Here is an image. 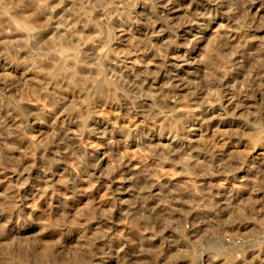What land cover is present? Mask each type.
<instances>
[{
	"label": "rangeland",
	"instance_id": "obj_1",
	"mask_svg": "<svg viewBox=\"0 0 264 264\" xmlns=\"http://www.w3.org/2000/svg\"><path fill=\"white\" fill-rule=\"evenodd\" d=\"M13 1L0 0V16L3 18L0 17V32L2 29L9 30L11 28L9 23L5 21L9 19L14 24L16 23L18 29H23L26 25L32 28L35 27L34 29L38 28L37 31L39 32H44L47 29L46 31H49L51 37L49 35V38L47 36L45 38L42 37L40 43L36 42L37 46L34 44L36 47L29 42L27 44L29 48L26 51L23 50L24 47L21 44H8L3 49L5 54L14 59L19 58L17 61L22 63L33 62L35 66L39 65L38 67L44 69L49 66L48 57L55 52L54 49H51L54 48L51 47L52 44L49 46L51 42L53 44L55 42L57 48L59 47L61 50L66 49V52H63L69 55L66 56L65 54L66 58L64 56V59L66 60H64L65 62L63 61L59 70L60 72L63 70L62 75L58 71V77L54 81L56 84L53 82L49 86V91L64 94L68 99L82 97L78 93L74 95L76 94L74 89H66L61 79L64 73L72 70L75 66L79 68L78 65L86 63L84 61L88 60L87 62L90 63L93 59L92 55L97 56L100 62L95 57L93 62L96 63L97 67L95 64L93 65V60L90 64L93 65H91L92 67L97 68L93 69H95V72L98 70L99 74L97 72L96 74L95 72L87 73L90 75L89 78L88 75L82 73L87 76L84 77L79 73L77 82L79 83L83 80L80 85L86 86L88 89L85 90L87 94L85 93L83 96V98H86L84 101L87 100L86 102L91 105H95V103L98 105L101 103L99 99L102 101L104 98L102 101L105 102L104 105L101 103L102 105H98L99 107L96 105L91 106L93 109L99 108L101 110L99 118L103 120V123H110L114 117H118L120 122L118 126L114 127L103 126V124H98L94 119H91L94 117V114H90L93 112L91 107L84 108L86 109L83 110L86 111L84 113L81 110V116L83 114L82 122H85L84 125L82 124V127L78 126V128L72 127L74 134H76V142L82 148L79 155L75 154L70 143L63 147L60 140L56 139V137L52 138V135L49 136L48 133L42 131L34 120L33 114L25 107V104L29 102L52 110L51 106L54 107V101L52 100L53 102L51 101V103L49 96L42 94V91L37 89H35V91L37 90L35 92L32 86H26L20 80L17 81L18 79L14 82L16 83L15 87L10 81L7 82V80L0 79V107L5 111L0 112V123L6 125L4 132L0 134V264H42L44 261L46 263L44 262L43 264H51V262L52 264H213L210 258L215 260L222 258L223 261L225 260V262L222 261L223 263L221 262L220 264H234L236 260H239L241 264H264V164L259 163L264 152V99L261 102L262 99L257 98L255 95L257 88H254L255 84L257 87L259 86L260 83L257 82L260 81L258 79L264 75V0H61L63 2L62 12L60 10L56 14H59L60 19L64 15L63 19H65H61V21L65 25L68 24L69 28L73 29L74 26L76 27H74L73 32L75 30L74 33L78 35L79 39H84H81L79 43L57 41V36H55L57 34L52 31L53 29L48 24L49 22L44 12L39 8V4L42 6L47 2V5L51 0ZM85 2L90 4L87 5ZM96 2H100V4ZM188 2L191 7L196 5L198 7L196 9L198 13L195 10L196 14L191 11L193 13L190 12L188 18L193 17L192 20L200 22V28L196 26L194 27L195 29L191 28V30L183 21L184 18L173 21L171 16H169L171 14L169 7L173 3L174 5L179 4L188 7ZM6 4L7 7L5 6ZM10 4L11 6H9ZM27 12L34 13L31 14L32 16L26 17L25 14L28 15ZM201 13L203 15H200ZM33 14H36L35 17ZM12 18L15 19L11 20ZM22 18L25 21H22ZM59 18L56 19L60 20ZM123 26H127L126 28L135 35H133V42L123 38L124 36L120 33L121 29H119ZM150 30H154V32L160 30L165 34L164 43L141 40L140 37L141 35L143 36L144 31L148 32ZM197 35H201L203 39ZM226 35L230 36L229 39H227ZM243 35L247 38L250 37L252 42L243 44L232 41L233 37L238 39L242 36L244 38ZM168 37L169 39H167ZM85 50H87L86 53ZM1 52L2 49H0ZM87 53H90L91 57ZM83 54L85 55L83 56ZM180 54L184 56L181 57ZM86 56H89L91 60ZM176 58H190L195 60V62L202 58L199 61L203 65L195 69V74L190 79L197 84V87H194V89L197 88V90L195 89L196 91L192 89V93H181L180 91L174 92L172 90L171 76L173 73L171 65L168 64H170L172 59ZM42 60L43 62H40ZM124 60H132L131 62L134 65L136 63V66H140V63H149L148 61L152 65L160 64L159 71L161 72L154 68L156 69H153L156 72L155 74H153L154 72H147L150 75L146 73L145 76V72L144 75L142 72L141 75L137 73L138 79L143 81L142 87L150 88L147 90L153 93L155 97L150 106L145 108V112L140 107L145 102V96L144 100H141L143 99L142 95L145 94L141 92L140 95V91L137 88L131 87L133 85L129 80H126L129 81L128 84L124 82L125 79H123L124 81H119V71H117L119 67L117 66L118 63L120 65L121 63L123 64ZM160 61L163 63L161 64ZM46 63H48L47 66ZM213 72L216 73L214 74ZM256 76L257 78H255ZM100 79L102 83H99L101 82ZM150 79H153V81ZM20 83L23 84L21 85ZM25 88L28 90L26 91ZM54 89L57 90L54 91ZM109 89L111 92H109ZM109 94L116 97V101H119L117 102L118 104L124 101L125 103L122 102L124 105L121 103L119 105L120 108L118 105L116 107L112 106L108 103ZM247 94H252L250 96L252 99L248 100L249 96ZM159 95H161L160 99ZM118 97H121V99ZM229 97L233 98V101L235 100V108L225 106L224 102ZM201 98H205L209 102L211 100V102L213 101L212 103L216 101L215 104H221L224 112L218 124L230 122L233 123V126L203 127V136L198 148L200 159H202L200 166L198 165L199 167L187 166L184 164V159L176 155L174 151L166 154L155 152L142 141L135 143L130 141L128 136H125L127 132H125V125L123 126V124L128 121H138V123L146 125L156 120L157 116L163 117L164 115L166 120L168 117L165 122L169 123L170 121L172 123L177 116V108L180 107L183 111H186L195 106H200ZM154 104H156L155 107H153ZM101 108L104 109L102 110ZM171 113H175V115L172 116ZM57 115L56 121L62 122L64 120H62L63 117ZM153 117L155 119H152ZM172 119L173 121H171ZM102 120L100 121L102 122ZM10 121L14 124L12 123V125ZM167 126L168 124L165 127ZM174 127L180 134H191L189 133L191 131L185 127ZM167 128L170 127L168 126ZM75 129L77 130L75 131ZM139 135L142 137L140 132L137 137ZM27 148L28 150H26ZM232 150L234 152L228 155L227 152ZM51 152L54 153L55 157L59 156V160ZM258 154L261 155L259 156ZM257 157L259 158L257 159ZM228 158L229 161L227 160ZM132 170H137L138 172L129 175ZM169 179L171 182L179 183H175V186L180 188L172 186L168 188L166 194L163 191L160 196L162 199L160 198L159 200L160 209L157 208L155 210L154 204L152 205L149 201L151 196L149 190H151L154 183ZM140 181L143 183H140ZM182 183H187L189 187ZM45 186L47 187L45 188ZM126 189L128 192H126ZM204 194L208 196L204 197ZM79 210L80 213L78 212ZM132 212L134 213L132 214ZM79 233L83 234V236ZM77 234L84 240L85 243L83 242V245L81 241L79 242L75 239ZM67 236L73 239L71 240L70 238L67 242L64 240ZM23 238L24 240H22ZM63 249L66 251H63ZM61 250L62 253H60ZM47 253L50 254L48 255ZM42 257H45V260Z\"/></svg>",
	"mask_w": 264,
	"mask_h": 264
},
{
	"label": "bare ground",
	"instance_id": "obj_2",
	"mask_svg": "<svg viewBox=\"0 0 264 264\" xmlns=\"http://www.w3.org/2000/svg\"><path fill=\"white\" fill-rule=\"evenodd\" d=\"M13 1V0H12ZM35 1V0H34ZM33 1V2H34ZM71 1V0H70ZM173 1V0H172ZM183 1V0H182ZM202 1V0H201ZM227 1V0H226ZM7 2H9V1H7ZM14 2V1H13ZM12 2V3H13ZM18 2V1H17ZM50 2V1H49ZM65 2V1H64ZM218 2V1H217ZM216 2V3H217ZM221 2V1H220ZM23 3V2H22ZM28 3V2H27ZM39 3V2H38ZM47 3V2H46ZM46 3H45V5H42V6H40V4H39V8L44 12V15H45V17H46V19H47V21L49 22L48 24L49 25H51V28L53 29L52 31L54 32V33H56L57 35H55V36H57V41H63V43L64 42H74V43H79V41H81V39H83V38H81V39H79V37H78V35H76L74 32H75V30H74V32H73V29H74V27H73V29H71V28H69V26H68V24L67 25H65L62 21H61V19H63V16H62V18L60 19L59 18V14L57 15L56 13H58L60 10H61V7H62V1L61 0H51V2L50 3H48L47 5H46ZM83 3V2H82ZM86 3V2H85ZM96 3H99L100 4V2H96ZM102 3V2H101ZM108 3V2H107ZM187 3V2H186ZM199 3H201L200 1H199ZM209 3V2H208ZM219 3V2H218ZM3 4V3H2ZM4 4H5V2H4ZM29 4V3H28ZM32 4V3H31ZM87 5L88 4H90V3H86ZM105 4V3H104ZM183 4V3H182ZM190 3L188 2V5H189ZM197 4V3H196ZM195 4V5H196ZM207 4V3H206ZM211 4H212V2H211ZM17 5V4H16ZM20 5V4H19ZM70 5H71V2H70ZM83 5V4H82ZM85 5V4H84ZM147 5V4H146ZM195 5H193V6H195ZM208 5V4H207ZM206 5V6H207ZM218 5V4H217ZM3 6V5H2ZM6 7H7V4L5 5ZM9 6H11V4L9 5ZM8 6V7H9ZM32 6V5H31ZM65 6V5H64ZM63 6V7H64ZM215 6V5H214ZM225 6V5H224ZM6 7H5V9H6ZM17 7V6H16ZM37 7V6H36ZM35 7V8H36ZM66 7H67V5H66ZM86 7V6H85ZM146 7V6H145ZM149 7V6H148ZM147 7V8H148ZM151 7V6H150ZM167 7V6H166ZM171 7V8H170ZM169 7V9L171 10V14L169 15V16H171V19L173 20V21H178L179 19H183V21L185 22V24H186V26L189 28L190 27V29L191 28H194V27H198L199 25H200V22H198V21H194V20H192L193 19V17L192 18H188L190 15V12L191 11H193L195 14H196V9L198 8L197 7V5L195 6V7H191L190 5L187 7V6H182V5H179V4H177V5H174V3H173V5H171ZM209 7V6H208ZM20 8H21V6H20ZM23 8V7H22ZM26 8V7H25ZM34 8V9H35ZM92 9V8H91ZM90 9V10H91ZM102 9V8H101ZM200 9V8H199ZM198 9V10H199ZM10 10V12H11V8L9 9ZM22 10V9H21ZM27 10V9H26ZM64 10V9H63ZM196 12H195V11ZM3 11V10H2ZM84 11H85V9H84ZM147 11H148V9H147ZM167 11H168V9H167ZM209 11V10H208ZM9 12V13H10ZM16 12V11H15ZM14 12V13H15ZM20 12V11H19ZM23 12V11H22ZM61 12H62V10H61ZM60 12V13H61ZM99 12V11H98ZM102 12V11H101ZM149 12V11H148ZM170 12V11H169ZM168 12V13H169ZM193 12H191V13H193ZM28 13V12H27ZM32 13H34V12H32ZM32 13H28V15L27 14H25L26 15V17L28 16V17H30V16H32L31 14ZM87 13V12H86ZM198 13V12H197ZM11 14H13V13H11ZM5 15V14H4ZM19 15V14H18ZM30 15V16H29ZM34 15V14H33ZM36 15V14H35ZM35 15H34V17H35ZM43 15V14H42ZM57 15V16H56ZM200 15H203L202 13L200 14ZM13 16V15H12ZM55 16H56V18H59L60 20H58V19H56L55 18ZM168 16V15H167ZM169 16H168V18H169ZM195 16V15H194ZM199 16V15H198ZM1 18H2V16H0ZM17 17V16H16ZM22 17H24V16H22ZM200 17V16H199ZM18 18V17H17ZM162 18V17H161ZM3 19V18H2ZM5 19H6V17H5ZM13 19H15V18H12L11 20H13ZM21 19V18H20ZM44 19V18H43ZM65 19V18H64ZM63 19V20H64ZM127 20H128V18H126ZM178 19V20H177ZM25 21V19H23L22 18V21ZM151 20V19H150ZM167 20V19H166ZM5 21H7L8 23H9V25H10V29L9 30H4V29H2L1 30V32H0V49H2V52L0 53V79L1 80H7V82L8 81H10V83H12V85H13V87H15L16 86V83H14L15 82V80H17V81H19L20 80V82H23L24 83V85L26 84V86L27 85H30V86H32L33 87V89H34V91H35V89H37L38 91H42V94H44V95H46V96H49V98H51V100H50V102L52 101L53 103H54V107L53 106H51L53 109L52 110H48V109H46V108H43V106L41 105H39V104H35V103H29V102H25L26 104H25V107L26 108H28L29 110H30V112H31V114H33V116H34V120L36 121V123L39 125V127L42 129V131H44L45 133H48V135L50 136V135H52L51 137L52 138H55L56 137V139H58V140H60L61 141V144H63L62 146L63 147H65V145H68L69 143L71 144V146H73V150H74V152H75V154H78L79 155V153H80V151H81V149L82 148H80V146L77 144V142H76V134H74V130L72 129V127H77L78 128V126H81L82 127V124L84 125V121L82 122V116H83V114H82V116H81V110L83 111V110H86V109H84V108H88V107H91L92 105H94V104H90L89 102H86V101H84L86 98H83V96H84V94L86 93L85 92V90L87 89L86 88V86H82V85H80V82H82V81H80L79 83L77 82V76H78V74L80 73L81 75H83V74H86V75H88L87 73H94L95 72V69H97V68H95V67H92L94 64H95V66H96V63H93L95 60V58L97 59V56L95 57V56H93L92 55V57H93V61L91 60V55H89L88 53V55L90 56H86V57H89L90 59L89 60H91L92 61V63H93V65L92 64H90L91 63V61H90V63L89 62H87L88 60H87V58H86V60L87 61H84V62H86L85 64L84 63H81L80 64V66L78 65V67L79 68H77L76 66H75V68L72 66V65H70V66H72L73 67V69L72 70H69V71H66V68H65V71H66V73H64V75H63V77L61 78L62 79V82H63V84H64V86L66 87V89L67 88H72V89H74V91H76V94H74V95H77V93L79 94V96L80 97H82L83 98V100H81L82 98H76V99H73V98H75V97H72V99H68V98H66V96L64 95V94H59V92L58 93H52V92H50L49 90V86L54 82V81H56V79H57V77H58V71L60 70V68H61V66H62V64H63V61L64 60H66V59H64V56H65V54L66 53H64V52H66L64 49H59V47L57 48V44L55 45V42H54V44H53V42H51L50 43V45L49 46H51V44H52V46L51 47H54V48H51V49H54L55 50V52L54 53H52L50 56L48 55V54H46V55H48L49 57V59H48V62H49V66H47V64L48 63H46V66L48 67V68H44V69H41L40 67H38L39 65H37V66H35L34 65V63L32 64L31 62L30 63H27V62H24V63H22V62H19V61H17V60H19V58L17 59H14V58H12V57H10V56H7L6 54H5V52L3 51V49H5V47L8 45V44H21V45H23V47H24V51H26V50H28V43L29 42H31L32 43V45L34 46V44H36V46H37V41L40 43L41 42V38L42 37H48V35H49V31L47 32L46 30L44 31V32H39V31H37L38 30V28H36V29H34V28H32L31 26H27L26 25V27L25 28H23V29H18V27L16 26V23L14 24V22H11L9 19H6ZM90 21V20H89ZM88 21V22H89ZM92 21V20H91ZM126 21V20H125ZM158 21V20H157ZM7 22H5V23H7ZM66 22V21H65ZM69 22V21H68ZM87 22V23H88ZM130 22V21H129ZM153 22V21H152ZM202 22V21H201ZM26 23V22H25ZM27 23H28V21H27ZM34 23V22H33ZM32 23V24H33ZM91 23V22H90ZM119 23V22H118ZM118 23H117V25H118ZM3 24V23H2ZM1 24V25H2ZM47 24V25H48ZM115 24V23H114ZM121 24H122V21H121ZM23 25V24H22ZM29 25V24H28ZM46 25V24H45ZM44 25V26H45ZM69 25H71V24H69ZM93 25V24H92ZM123 25V24H122ZM150 25V24H149ZM151 25H153V24H151ZM182 25H184V24H182ZM204 25H205V23H204ZM120 26V25H119ZM128 26H129V24H128ZM180 26V25H179ZM235 26V25H234ZM9 27V26H8ZM91 27V26H90ZM127 27V26H126ZM126 27H122V28H119V29H121L120 31V33L124 36H122L123 38H127V39H129V41H132V39H133V33L129 30V29H127ZM130 27V26H129ZM163 27V26H162ZM209 27V26H208ZM233 27V26H232ZM49 28V27H48ZM76 28V27H75ZM94 28H96V27H94ZM199 28H200V26H199ZM236 28H238L237 26H236ZM41 29H43V28H41ZM85 29H87V28H85ZM140 29V28H139ZM145 29V28H144ZM143 29V30H144ZM161 29V28H160ZM163 29V28H162ZM195 29V28H194ZM193 29V30H194ZM78 30V29H77ZM147 30V29H146ZM148 30H149V27H148ZM192 30V29H191ZM236 30V29H235ZM234 30V31H235ZM52 31H50V32H52ZM89 31V30H88ZM141 31V30H140ZM153 31V32H152ZM150 30V31H144V33H143V31H142V33H143V36L141 35V40H143V41H145V40H147V41H157V42H162V43H164L163 42V39L165 38V34H163L160 30L158 31V32H154V30ZM79 32V31H78ZM91 32V31H90ZM186 32H188V31H186ZM200 32V31H199ZM77 33V32H76ZM97 33V32H96ZM138 33V32H137ZM234 33V32H233ZM237 33V32H236ZM236 33H235V35H236ZM240 33V32H239ZM242 33V32H241ZM53 34V33H52ZM79 34V33H78ZM243 34V33H242ZM167 35H169V34H167ZM187 35V34H186ZM233 35V34H232ZM237 35H238V33H237ZM236 35V36H237ZM135 36V35H134ZM193 36V35H192ZM195 36H196V34H195ZM197 36H199V35H197ZM201 36V35H200ZM199 36V37H200ZM227 36V35H226ZM240 36V35H239ZM49 37H51L50 35H49ZM48 37V38H49ZM82 37V36H81ZM171 37V36H170ZM194 37V36H193ZM228 37V36H227ZM230 37V36H229ZM229 37L227 38V39H229ZM243 37H244V35H243ZM47 38V39H48ZM135 38V37H134ZM143 38V39H142ZM187 38V37H186ZM201 38H202V36H201ZM46 39V40H47ZM167 39H169V37L167 38ZM203 39V38H202ZM53 40V39H52ZM84 40V39H83ZM134 40V39H133ZM136 40H137V38H136ZM140 40V41H141ZM200 40V39H199ZM255 40H257V39H255ZM54 41V40H53ZM126 41V40H125ZM198 41V40H197ZM232 41H236L237 43H243V44H246V43H249V42H252V40H250V37L249 38H247L246 36L244 37V38H242V36H241V38L239 37L238 39L236 38V37H233L232 38ZM122 42V41H121ZM133 42V41H132ZM136 42V41H135ZM168 42V41H167ZM194 42V41H193ZM201 42V41H200ZM45 43H47V42H45ZM44 43V44H45ZM129 43V42H128ZM42 44V43H41ZM49 44V43H48ZM130 44H132V43H130ZM167 44V43H166ZM46 45V44H45ZM63 45V44H62ZM65 45V44H64ZM68 45H70V44H68ZM148 45V44H147ZM146 45V46H147ZM150 45V44H149ZM158 45H162V44H158ZM163 45H165V44H163ZM238 45V44H237ZM11 46V45H10ZM16 46V45H15ZM32 46V47H33ZM36 46H34V47H36ZM73 46V45H72ZM46 47V46H45ZM48 47V46H47ZM76 47V46H75ZM155 47V46H154ZM160 47V46H159ZM158 47V48H159ZM166 47V46H165ZM213 47V46H212ZM211 47V48H212ZM219 47V46H218ZM40 48V47H39ZM50 48V47H49ZM164 48V47H163ZM47 49V48H46ZM76 49V48H75ZM95 49V48H94ZM155 49V48H154ZM16 50V49H15ZM48 50V49H47ZM69 50V49H68ZM97 50V49H96ZM153 50V49H152ZM161 50V49H160ZM210 50V49H209ZM225 50V49H224ZM44 51V50H43ZM64 51V52H63ZM70 51V50H69ZM83 51V50H82ZM86 51L87 50H85V53H86ZM12 52V51H11ZM53 52V51H52ZM161 52V51H160ZM221 52V51H220ZM82 53V52H81ZM157 53V52H156ZM210 53V52H209ZM75 54V53H74ZM79 54V53H78ZM86 54V55H87ZM160 54V53H159ZM175 54V53H174ZM223 54H225V53H223ZM20 55V54H19ZM67 55H69V54H66V56ZM81 55V54H80ZM85 54H83V56H84ZM100 55V54H99ZM156 57H157V55L156 54H154ZM199 55V54H198ZM197 55V56H198ZM31 56V55H30ZM34 56V55H33ZM66 56H65V58H66ZM76 56V55H75ZM172 56V55H171ZM174 56V55H173ZM180 56H181V54H180ZM184 55H182L181 57H183ZM195 56V55H194ZM193 56V57H194ZM18 57V56H17ZM35 57V56H34ZM33 57V58H34ZM47 57V56H46ZM95 57V58H94ZM99 57V56H98ZM106 57V56H105ZM27 58V57H26ZM31 58V57H30ZM38 58V57H37ZM36 58V59H37ZM45 58V57H44ZM71 58V57H70ZM81 58H82V55H81ZM103 58V57H102ZM117 58V57H116ZM158 58V57H157ZM160 58V57H159ZM197 58V57H196ZM46 59V60H47ZM106 59V58H105ZM110 59V58H109ZM122 59V58H121ZM144 59V58H143ZM169 59V58H168ZM190 58H176V59H172L171 61H170V64H168V65H171V68H172V73H173V75L171 76L172 77V84H173V88H172V90L175 92H178V91H180L181 93L182 92H190V93H192L191 92V90L193 89V91L196 89L197 90V88H195L194 89V87H197V84H195L193 81L194 80H190L191 78H193L192 76H193V74H195L194 73V71H196L195 69L196 68H200L201 67V65H203V63H201L199 60H201V59H198V61L197 62H195V60H189ZM39 60H40V58H39ZM43 60H45V59H43ZM43 60L42 61H40V62H43ZM68 60V59H67ZM98 60V59H97ZM96 60V61H97ZM108 60V59H107ZM30 61V60H29ZM36 61H38V60H36ZM72 61V60H71ZM79 61V60H78ZM99 61V60H98ZM113 61V60H112ZM115 61V60H114ZM113 61V62H114ZM118 61V60H117ZM122 61V60H121ZM132 61V60H131ZM130 60L128 61V60H124L123 61V64L121 63V65L123 66H121L120 65V63H118V66L117 67H119L118 69H120V70H118L117 69V71H119V74H118V78H119V81H121V80H123V79H125V81L124 82H127V84H128V82L130 81L131 82V84L133 85V86H131V87H135V89L137 88L139 91H140V95H141V92H142V94H145V95H142L143 96V99H141V100H144V98H145V102H144V104H143V106H141L140 105V107H141V109H143L144 110V112L146 111L145 110V108L147 107V106H150V104L153 102V100H154V95H153V93H150V91H148L147 89H150V88H148L147 87V89H146V86H145V88H144V86L142 87V82L143 81H141V80H139L138 79V77H137V73L138 74H140L141 75V72L143 73V75H144V72H145V76H146V73L147 72H154V70H156V69H158V71H159V66H160V64L158 65V64H154V65H152V64H150V61H148L149 63H140L141 65L140 66H136V63H135V65H134V63L133 62H131ZM206 61V60H205ZM65 62V61H64ZM69 62V61H68ZM100 62V61H99ZM116 62V61H115ZM125 62V63H124ZM167 62H168V60H167ZM203 62V61H202ZM208 62V61H207ZM35 63H37V62H35ZM75 63H76V61H75ZM75 63H74V65H75ZM87 63H89V64H87ZM155 63H157V62H155ZM160 63L162 64L163 62H161L160 61ZM39 64V63H38ZM79 64V63H78ZM40 65H43V64H40ZM92 65V66H91ZM114 65V64H113ZM108 66H109V64H108ZM121 66V67H120ZM164 66V65H163ZM208 66V65H207ZM71 67V68H72ZM97 67V66H96ZM203 67V66H202ZM210 67V66H209ZM93 68H95V69H93ZM115 68H116V66H115ZM154 68H156V69H154ZM164 68V67H163ZM107 69V68H106ZM113 69V68H112ZM111 69V70H112ZM154 69V70H153ZM162 69V68H161ZM208 69V68H207ZM213 69V68H212ZM104 70V69H103ZM110 70V71H111ZM116 70V69H115ZM203 70H204V68H203ZM205 70H206V67H205ZM210 70V69H209ZM62 72H63V70H61ZM98 70H96V72H97ZM116 71V72H117ZM197 71H198V69H197ZM207 71V70H206ZM60 72V71H59ZM62 72H60L61 74L60 75H62ZM96 72H95V74H96ZM99 72V71H98ZM97 72V73H98ZM113 72V71H112ZM115 72V73H116ZM159 72H161V71H159ZM204 72V71H203ZM202 72V73H203ZM83 73V74H82ZM149 73H147V74H149ZM156 72H154L153 74H155ZM214 73V72H213ZM216 73V72H215ZM214 73V74H215ZM79 74V75H80ZM94 74V75H95ZM99 74V73H98ZM158 74V73H157ZM168 74H169V72H168ZM167 74V75H168ZM171 74V73H170ZM181 74H186V75H181ZM204 74V73H203ZM209 74V73H208ZM218 74H219V72H218ZM223 74V73H222ZM101 75V74H100ZM103 75V74H102ZM113 75V74H112ZM150 75V74H149ZM200 75V74H199ZM211 75V74H210ZM258 75V74H257ZM84 76V75H83ZM90 75H88V77H89ZM93 76V75H92ZM95 76H97V75H95ZM152 76V75H151ZM169 76V75H168ZM196 76V75H195ZM212 76V75H211ZM79 77V76H78ZM84 77H87V76H84ZM83 77V78H84ZM103 77V76H102ZM190 77V78H189ZM196 77H199V76H196ZM82 78V79H83ZM90 78V77H89ZM154 78V77H153ZM217 78H219V77H217ZM221 78V77H220ZM255 78H257V76L255 77ZM254 78V79H255ZM259 78V77H258ZM94 79V78H93ZM169 79H171V78H169ZM101 80V79H100ZM104 80V79H103ZM114 80V79H113ZM116 80V79H115ZM126 80H129V81H126ZM150 80H152L153 81V79H150ZM253 80V79H252ZM16 81V82H17ZM91 81V80H90ZM112 81V80H111ZM118 81V82H119ZM140 81H141V83H140ZM146 81V80H145ZM159 81V80H158ZM163 81V80H162ZM166 81V80H165ZM196 81V80H195ZM214 81V80H213ZM254 81V80H253ZM258 81H260V82H257V83H260L259 84V86L257 87L256 86V84H255V87L254 88H257L256 89V92H255V95L257 96V98L259 97V99L261 98L262 99V101L261 102H263V99H264V75H262L259 79H258ZM58 82H59V80H58ZM86 82H87V80H86ZM85 82V83H86ZM211 82V81H210ZM10 83H8L9 85H10ZM15 85H14V84ZM23 83H20L21 85L23 84ZM55 83V82H54ZM60 83H61V81H60ZM99 83H102V80H101V82H99ZM107 83V82H106ZM146 83V82H145ZM144 83V84H145ZM150 83V82H149ZM164 83V82H163ZM170 83V82H169ZM168 83V84H169ZM197 83V82H196ZM56 84V83H55ZM55 84H53L54 86H55ZM91 84H92V81H91ZM112 84H113V82H112ZM125 84V83H124ZM123 84V85H124ZM147 84V83H146ZM153 84V83H152ZM166 84V83H165ZM206 84H207V82H206ZM5 85V84H4ZM8 85V86H9ZM83 85H84V83H83ZM93 85V84H92ZM109 85V84H108ZM116 85V84H115ZM249 85V84H248ZM11 86V85H10ZM87 86H89V85H87ZM95 86V85H94ZM99 86H101V85H99ZM111 86V85H110ZM114 86V85H113ZM121 86V85H120ZM162 86V85H161ZM170 86V85H169ZM2 87V86H1ZM56 87V86H55ZM91 87V86H90ZM106 86L104 85V88H105ZM115 87V86H114ZM113 87V88H114ZM130 87V88H131ZM150 87V86H149ZM166 87H167V85H166ZM17 88V87H16ZM21 88V87H20ZM64 88V87H63ZM94 88V87H93ZM98 88V87H97ZM97 88H96V90H97ZM128 88V87H127ZM129 88V89H130ZM162 88H164L163 86H162ZM171 88V87H170ZM22 89V88H21ZM26 89V91L28 90L27 88H25ZM24 89V90H25ZM91 89V88H90ZM101 89V88H100ZM106 89V88H105ZM117 89V88H116ZM168 89V88H167ZM16 90V89H15ZM23 90V91H24ZM36 90V91H37ZM57 90V89H56ZM55 89H54V91H56ZM88 90V89H87ZM95 90V89H94ZM110 90V89H109ZM153 90V89H152ZM163 90V89H162ZM165 90V89H164ZM195 90V91H196ZM201 90V89H200ZM10 91V90H9ZM32 91V90H31ZM35 91V92H36ZM51 91H53L52 89H51ZM67 91V90H66ZM102 91H103V89H102ZM130 91V90H129ZM138 91V92H139ZM171 91V90H170ZM172 91V92H173ZM228 91V90H227ZM250 91V90H249ZM21 92V91H20ZM61 92V91H60ZM100 92V91H99ZM109 92H111V90L109 91ZM130 92H132V91H130ZM155 92V91H154ZM92 93V92H91ZM95 93V92H94ZM107 93V92H106ZM124 93V92H123ZM156 93H157V91H156ZM161 93V92H160ZM185 93V94H186ZM189 93V94H190ZM214 93V92H213ZM227 93H229V92H227ZM10 94V93H9ZM28 94V93H27ZM31 94V93H30ZM35 94V93H34ZM87 94V93H86ZM101 94H103V93H101ZM100 94V95H101ZM105 94V93H104ZM108 94V93H107ZM137 94V93H136ZM166 94V93H165ZM179 94V93H178ZM211 94V93H210ZM253 94V93H252ZM252 94L251 95H248L249 96V99L248 100H250V96H252ZM20 95V94H19ZM110 95V94H109ZM108 95V96H109ZM120 95V94H119ZM206 95V94H205ZM207 95H209V94H207ZM228 95V94H227ZM246 95V96H247ZM26 96V95H25ZM25 96H24V98H25ZM38 96V95H37ZM69 96V95H68ZM78 96V97H79ZM94 96V95H93ZM92 96V97H93ZM145 96V97H144ZM158 96V95H157ZM160 96L161 95H159V99H160ZM40 97V96H39ZM98 97V96H97ZM106 97V96H105ZM132 97H133V95H132ZM177 97V96H176ZM175 97V98H176ZM184 97V96H183ZM226 97V96H225ZM245 97V96H244ZM19 98V97H18ZM38 98V97H37ZM90 98V97H89ZM94 98H95V96H94ZM93 98V100L95 101V99ZM101 98V97H100ZM119 98V97H118ZM136 98V97H135ZM163 98V97H162ZM161 98V99H162ZM165 98V97H164ZM210 98V97H209ZM254 98V97H253ZM256 98V97H255ZM21 99V98H20ZM88 99V98H87ZM98 99V98H97ZM119 99H121V97L119 98ZM127 99V98H126ZM132 99V98H131ZM233 98H227L226 100H225V106H227L228 108L230 107V108H235L236 106L234 105L235 104V100L233 101L232 100ZM236 99V98H235ZM252 99V98H251ZM24 100V99H23ZM26 100V99H25ZM36 100V99H35ZM39 100V99H38ZM44 100V99H43ZM89 100V99H88ZM92 100V101H93ZM104 100V98L102 99V101ZM109 100V101H108ZM107 101H108V103H110L112 106H119V105H121V103L122 102H124V101H122V102H120V104H118L117 102H119V101H116V97L114 96L113 97V95H110V98L108 99ZM130 100V99H129ZM135 100V99H134ZM177 100V99H176ZM180 100H181V98H180ZM193 100H195V99H193ZM200 100V99H199ZM218 100V99H217ZM18 101V100H17ZM27 101V100H26ZM90 101V100H89ZM93 101V102H94ZM102 101H100V99H99V102H101L103 105H104V103L105 102H102ZM106 101V102H107ZM128 101V100H127ZM159 101V100H158ZM163 101V100H162ZM178 101V100H177ZM195 101H198V100H195ZM219 101H220V99H219ZM223 101V100H222ZM39 102H40V100H39ZM38 102V103H39ZM46 102H48V101H46ZM51 102V103H52ZM98 102V103H99ZM129 102V101H128ZM138 102V101H137ZM140 102V101H139ZM168 102V101H167ZM190 102V101H189ZM200 102V101H199ZM198 102V103H199ZM213 102V101H212ZM211 102V100H210V102L209 101H207L205 98H201V102L199 103L200 104V106H195L194 108H191V109H188V110H186V111H183L180 107L179 108H177L176 110V113H177V116H176V118H175V121L174 122H172V123H170V121H169V123H167V122H165V121H167L168 120V117H167V120H166V116H164L163 115V117H161L160 115L159 116H157L156 117V120H154V121H152V122H148L149 124H146V125H144V124H140V123H138V121L137 122H131V121H126L127 123L126 124H123V126L125 125V132H127V134L125 135V136H128L129 137V139H130V141H133V142H138V141H142L143 143H145V145H148L152 150H154L155 152H160V153H162V154H166V153H168V152H171V151H174L175 153H176V155H179L180 157H182L183 159H184V164H186L187 166H200V164H201V160L202 159H200V155H199V153H198V148H199V146H200V143H201V140H202V136H203V127L204 126H222V127H229V126H233V123H230V122H224V123H220V124H218V121H219V119L223 116L222 114H223V109H222V105L220 104H215L216 103V101L214 102V103H212ZM243 102L245 103V101L243 100ZM250 102V101H249ZM5 103V102H4ZM101 103H99L98 105L99 106H101L102 104ZM125 103V102H124ZM132 103V102H131ZM154 103H155V101H154ZM157 103V102H156ZM162 103V102H161ZM174 103V102H173ZM191 103H192V101H191ZM242 103V102H241ZM49 104V103H48ZM101 104V105H100ZM123 104V103H122ZM263 104V103H262ZM2 105V104H1ZM95 105L97 106V107H99L98 105H97V103H95ZM94 105V106H95ZM124 105V104H123ZM155 105L156 104H154V106L153 107H155ZM163 105H164V103H163ZM176 105V104H175ZM243 105V104H242ZM24 106V105H23ZM138 106V105H137ZM169 106H170V104H169ZM174 106V105H173ZM177 106H178V104H177ZM192 106H194L193 104H192ZM224 106V105H223ZM21 107V106H20ZM136 107V106H135ZM264 107V106H263ZM2 107H0V112H5V111H3L2 109H1ZM16 108V107H15ZM23 108V107H22ZM25 108V109H26ZM49 108V107H48ZM95 108V107H94ZM119 108H120V106H119ZM149 108V107H148ZM147 108V109H148ZM184 108V107H183ZM225 108V107H224ZM4 109V108H3ZM90 109V108H89ZM88 109V110H89ZM91 109L93 110V112H94V110L96 109H93V107H91ZM102 109V108H101ZM104 109V108H103ZM102 109V110H103ZM115 109H117V108H115ZM130 109V108H129ZM139 109V108H138ZM154 109V108H153ZM244 109V108H243ZM248 109V108H247ZM28 110V111H29ZM137 110V109H136ZM140 110V109H139ZM142 110V111H143ZM185 110V109H184ZM235 110V109H234ZM23 111V110H22ZM100 111L101 110H99V108H97L96 110H95V112L93 113V112H91L90 114H94V117H92V115H91V119H94V121H96V122H98V124L100 123V124H103V126L104 125H109V126H112V127H114V126H118L119 125V118L118 117H114L113 119H111L112 121L110 122V123H103V120L102 119H100L99 117H100ZM151 111V110H150ZM229 111H231V110H229ZM238 111H240V110H238ZM243 111V110H242ZM264 111V110H263ZM12 112V111H11ZM10 112V113H11ZM15 112V111H14ZM84 112H86V111H83V113ZM157 112V111H156ZM156 112H154L155 114H157ZM233 112V111H232ZM241 112V111H240ZM13 113V112H12ZM18 113V112H17ZM140 113V112H139ZM141 113H143V112H141ZM239 113V112H238ZM6 114V113H5ZM56 114H58V115H61L63 118H62V122H57L56 120ZM87 114V113H86ZM170 114V113H169ZM172 114V113H171ZM242 114V113H241ZM241 114H239V115H241ZM57 115V116H58ZM144 115V114H143ZM147 115V114H146ZM150 115V114H149ZM152 115V114H151ZM173 115H175V113L174 114H172V116ZM236 115V114H235ZM28 116V115H27ZM89 116V115H88ZM116 116V115H115ZM155 116V115H154ZM169 116V115H168ZM236 116H238V115H236ZM2 117V116H1ZM87 117V116H86ZM152 117V116H151ZM170 118H171V116H169ZM5 118V117H4ZM16 118V117H15ZM20 118V117H19ZM170 118H169V120H170ZM234 118V117H233ZM24 119V118H23ZM32 119V118H31ZM152 119H155L154 117L152 118ZM151 119V120H152ZM230 119V118H229ZM83 120H85V119H83ZM100 120H102V122L100 121ZM129 120V119H128ZM234 120V119H233ZM20 121V120H19ZM93 121V120H92ZM134 121V120H133ZM136 121V120H135ZM171 121H173V119L171 120ZM222 121V120H221ZM237 121V120H236ZM11 122V121H10ZM21 122V121H20ZM19 122V124H21ZM96 122H94V123H96ZM13 122H11V124H12ZM18 123V122H17ZM23 123V122H22ZM34 123V122H33ZM144 123V122H143ZM14 124V123H13ZM12 124V125H13ZM93 124V123H92ZM91 124V125H92ZM168 124V126L170 127V128H167V127H165L166 125ZM241 124V123H240ZM8 125V124H7ZM94 125V124H93ZM239 125V124H238ZM6 125L4 124V123H0V134L1 133H3L4 132V127H5ZM10 126V125H9ZM88 126V125H87ZM97 126V125H96ZM102 126V125H101ZM174 126H181V127H185V128H187V130L189 129V131H191V132H189V133H191V134H187V135H183V134H180L179 132H177L178 130L176 129L175 130V127L173 128ZM15 127V126H14ZM95 127V126H94ZM112 127H110V128H112ZM181 127H180V129H181ZM245 127V126H244ZM100 128V127H99ZM116 128V127H115ZM114 128V129H115ZM120 128V127H119ZM215 128H217V127H215ZM9 129V128H8ZM7 129V130H8ZM83 129V128H82ZM81 129V130H82ZM179 129V130H180ZM230 129H231V127H230ZM10 130H11V128H10ZM77 129H75V131H76ZM88 130V129H87ZM90 130V129H89ZM121 130V129H120ZM119 130V131H120ZM182 130V129H181ZM186 130V129H185ZM207 130V129H206ZM91 131V130H90ZM105 131V130H104ZM122 131H123V129H122ZM218 131V130H217ZM94 132V131H93ZM101 132H103V131H101ZM125 132H124V134H125ZM139 132L142 134L141 136L142 137H140V135H139V137H137L138 136V134H139ZM185 132V131H184ZM245 132V131H244ZM14 133V132H13ZM41 133V132H40ZM76 133H78V132H76ZM80 133H82L81 131H80ZM138 133V134H137ZM20 134V133H19ZM112 134V133H111ZM120 134V133H119ZM123 134V133H122ZM121 134V135H122ZM20 136V135H19ZM124 136V137H125ZM219 136V135H218ZM7 137V136H6ZM16 137V136H15ZM25 138V137H24ZM127 138V137H126ZM141 138V139H140ZM7 139V138H6ZM46 139H47V137H46ZM50 139V138H49ZM56 139H54V140H56ZM79 139V138H78ZM14 140V139H13ZM51 140H53V139H51ZM57 140V141H58ZM28 141V140H27ZM56 141V142H57ZM17 142V141H16ZM26 142V141H25ZM34 142V141H33ZM142 142H141V144H142ZM41 143V142H40ZM130 143V142H129ZM9 144V143H8ZM7 144V145H8ZM17 144V143H16ZM25 144V143H24ZM30 144H32V143H30ZM58 144V143H57ZM60 144V145H61ZM77 144V145H76ZM21 145V144H20ZM29 145V144H28ZM31 146V145H30ZM37 146V145H36ZM41 146V145H40ZM70 146V150L72 149V147ZM82 146V145H81ZM139 146V145H138ZM20 147V146H19ZM29 147V146H28ZM35 147V146H34ZM148 147V148H149ZM10 148V147H9ZM84 148V147H83ZM98 148V147H97ZM215 148V147H214ZM11 149V148H10ZM33 149V148H32ZM66 149V148H65ZM64 149V150H65ZM68 149V148H67ZM220 149H222V148H220ZM26 150H28V148L26 149ZM53 150V149H52ZM85 150V149H84ZM91 151H92V149H90ZM210 150V149H209ZM30 151V150H29ZM33 151V150H32ZM36 151V150H35ZM66 151V150H65ZM72 151V150H71ZM5 152V151H4ZM18 152V151H17ZM47 152V151H46ZM50 152V151H49ZM48 152V153H49ZM67 152H69V151H67ZM73 152V153H74ZM99 152V151H98ZM232 152H234L233 150L230 152V151H228L227 153H228V155H229V153L230 154H232ZM37 153H39V152H37ZM36 153V154H37ZM52 153V152H51ZM87 153V152H86ZM173 153V152H172ZM211 153V152H210ZM221 153H223V152H221ZM220 153V154H221ZM6 154V153H5ZM35 154V155H36ZM53 155H54V153H52ZM51 154V155H52ZM67 154V153H66ZM72 154V153H71ZM83 154V153H82ZM84 154H85V152H84ZM103 154V153H102ZM262 154V153H261ZM260 154V155H261ZM74 155V154H73ZM93 155V154H92ZM159 155V154H158ZM175 155V154H174ZM225 155V154H224ZM259 155V154H258ZM259 155V156H260ZM263 155H264V152H263ZM262 155V157L260 158V160H259V163L260 164H264V156ZM42 156V155H41ZM91 156V155H90ZM105 156V155H104ZM239 156H241V155H239ZM244 156V155H243ZM54 157H55V155H54ZM57 158L59 157V156H56ZM55 157V158H56ZM60 157H62V156H60ZM65 157V156H64ZM71 157V156H70ZM77 157V156H76ZM79 157V156H78ZM95 157V156H94ZM224 157V156H223ZM238 157V156H237ZM6 158V157H5ZM40 158V157H39ZM44 158V157H43ZM50 158V157H49ZM177 158V157H176ZM179 158V157H178ZM204 158V157H203ZM259 157H257V159H258ZM66 159V158H65ZM101 159V158H100ZM215 159V158H214ZM213 159V160H214ZM255 159V158H254ZM43 160V159H42ZM57 160H59V158L57 159ZM228 161H229V158L227 159ZM234 160V159H233ZM44 161V160H43ZM29 162V161H28ZM49 162V161H48ZM79 162V161H78ZM208 162V161H207ZM40 163V162H39ZM44 163V162H43ZM204 163V162H203ZM211 163V162H210ZM247 163H248V161H247ZM46 164H47V162H46ZM78 164V163H77ZM76 164V165H77ZM183 164V165H184ZM225 164H227V163H225ZM246 164V163H245ZM57 165H58V163H57ZM136 165V164H135ZM140 165V164H139ZM248 165V164H247ZM251 165V164H250ZM56 166V165H55ZM198 166V167H199ZM204 166V165H203ZM252 166V165H251ZM257 166V165H256ZM138 167V166H137ZM197 167V168H198ZM193 169H194V167H192ZM202 168V167H201ZM66 169V168H65ZM133 169H134V167H133ZM151 169V168H150ZM200 169V168H199ZM155 170V169H154ZM191 170V169H190ZM138 171L137 170H132L131 172H130V174L129 175H131V174H135V173H137ZM150 172V171H149ZM75 173V172H74ZM152 173V172H151ZM79 174V173H78ZM128 174V173H127ZM126 174V175H127ZM246 174V173H245ZM74 175V174H73ZM154 175V174H153ZM152 175V176H153ZM264 175V174H263ZM43 176V175H42ZM75 176V175H74ZM149 176V175H148ZM156 176V175H155ZM131 177V176H130ZM142 177V176H141ZM247 177V176H246ZM38 178H39V176H38ZM76 178V177H75ZM162 178V177H161ZM245 178V177H244ZM243 178V179H244ZM72 179V178H71ZM74 180V179H73ZM170 180V179H169ZM169 180H162V182H156V183H152L153 185H152V188H151V190H149L150 191V193H151V196H150V203L154 206V209L156 210L157 208H159L160 207V203H159V200H160V196H161V193L163 192V191H165V194H166V192H167V190H168V188H171L172 186L174 187L175 186V183L176 182H171V180L169 181ZM188 180V179H187ZM149 181V180H148ZM154 181V180H153ZM161 181V180H160ZM17 182V181H16ZM123 182V181H122ZM142 181H140V183H141ZM143 183V182H142ZM18 184V183H17ZM51 184V183H50ZM129 184V183H128ZM176 184H179V183H176ZM183 184V183H182ZM23 185V184H22ZM142 185V184H141ZM183 185H185V186H188L189 187V185L187 184V183H184ZM257 185V184H256ZM48 186V185H47ZM47 186H45V188L47 187ZM119 186H121V185H119ZM128 186V185H127ZM193 186H195V185H193ZM192 186V187H193ZM249 186V185H248ZM126 187V186H125ZM175 187H177V186H175ZM216 187V186H215ZM24 188V187H23ZM129 188H130V185H129ZM177 188H180V187H177ZM203 188H204V186H203ZM216 188H218V187H216ZM117 189V188H116ZM120 189V188H119ZM175 189V188H174ZM184 189V188H183ZM191 189V188H190ZM206 189V188H205ZM219 189V188H218ZM16 190V189H15ZM14 190V191H15ZM125 190V189H124ZM172 190H173V188H172ZM186 190V189H185ZM121 191V190H120ZM130 191V190H129ZM178 191V190H177ZM232 191V190H231ZM126 192H128V190L126 189ZM131 192V191H130ZM129 192V193H130ZM250 192V191H249ZM14 193V192H13ZM187 193V192H186ZM138 194V193H137ZM141 194V193H140ZM197 194V193H196ZM242 194H244L243 192H242ZM144 195V194H143ZM163 195H164V193H163ZM174 195V194H173ZM172 195V196H173ZM180 195V194H179ZM187 195V194H186ZM189 195V194H188ZM261 195V194H260ZM204 197L206 196L205 194L203 195ZM208 196V195H207ZM206 196V197H207ZM222 196V195H221ZM10 197V196H9ZM130 197H131V195H130ZM189 197V196H188ZM246 197V196H245ZM57 198V197H56ZM167 198V197H166ZM176 198V197H175ZM203 198V197H202ZM133 199V198H132ZM141 199V198H140ZM139 199V200H140ZM162 199V198H161ZM164 199V198H163ZM177 199V198H176ZM190 199V198H189ZM199 199V198H198ZM206 199V198H205ZM225 199V198H224ZM207 200V199H206ZM249 200V199H248ZM192 201H193V199H192ZM191 200H190V202H192ZM199 201V200H198ZM201 201V200H200ZM204 201V200H203ZM202 201V202H203ZM11 202V201H10ZM63 202V201H62ZM140 202V201H139ZM219 202V201H218ZM15 203V202H14ZM162 203V202H161ZM238 203V202H237ZM16 204V203H15ZM146 204H148V203H146ZM171 204V203H170ZM174 204H177V203H174ZM195 204V203H194ZM193 204V205H194ZM221 204V203H220ZM225 204V203H224ZM57 205V204H56ZM60 205V204H59ZM178 205V204H177ZM210 205V204H209ZM222 205V204H221ZM237 205V204H236ZM240 205V204H239ZM148 206V205H147ZM146 206V207H147ZM162 206V205H161ZM238 206V205H237ZM61 207V206H60ZM63 207V206H62ZM65 207V206H64ZM67 207V206H66ZM152 207V206H151ZM223 207H227V206H223ZM26 208V207H25ZM178 208H179V206H178ZM183 208V207H182ZM187 208V207H186ZM60 209V208H59ZM65 209V208H64ZM69 209V208H68ZM160 209V208H159ZM167 209H169V208H167ZM222 209V208H221ZM225 209V208H224ZM81 210V209H80ZM80 210L78 211L79 213H80ZM128 210V209H127ZM170 210H171V208H170ZM169 210V211H170ZM174 210V209H173ZM237 210H239L238 208H237ZM65 211V210H64ZM76 211V210H75ZM124 211V210H123ZM129 211V210H128ZM127 211V212H128ZM133 211V210H132ZM175 211V210H174ZM67 212V211H66ZM71 212V211H70ZM74 212V211H73ZM77 212V211H76ZM75 212V213H76ZM135 212V211H134ZM134 212H132V214L134 213ZM140 212V211H139ZM84 213V212H83ZM145 213V212H144ZM147 213V212H146ZM29 214V213H28ZM71 214H72V212H71ZM77 214V213H76ZM85 214V213H84ZM149 214V213H148ZM165 214V213H164ZM34 215V214H33ZM127 215V214H126ZM147 215V214H146ZM36 216V215H35ZM73 216V215H72ZM164 216V215H163ZM62 217V216H61ZM64 217V216H63ZM70 217V216H69ZM139 217H141V216H139ZM201 217V216H200ZM31 218H32V216H31ZM171 218V217H170ZM169 218V219H170ZM1 219V218H0ZM5 219V218H4ZM40 219V218H39ZM62 219V218H61ZM66 219H68V218H66ZM73 219H74V217H73ZM136 220H137V218H135ZM149 219V218H148ZM161 219V218H160ZM169 219H166V220H169ZM198 219V218H197ZM196 219V220H197ZM69 220V219H68ZM93 220V219H92ZM162 220V219H161ZM208 220V219H207ZM32 221V220H31ZM36 221V220H35ZM70 221V220H69ZM123 221V220H122ZM130 221V220H129ZM194 221V220H193ZM211 221V220H210ZM96 222V221H95ZM160 222V221H159ZM197 222V221H196ZM77 223V222H76ZM85 223V222H84ZM165 223V222H164ZM168 223V222H167ZM200 223V222H199ZM205 223H207V222H205ZM82 224V223H81ZM144 224V223H143ZM162 224H163V222H162ZM161 224V225H162ZM197 224V223H196ZM5 225V224H4ZM11 225V224H10ZM45 225V224H44ZM88 225V224H87ZM134 225H135V222H134ZM141 225H142V223H141ZM208 225V224H207ZM89 226V225H88ZM40 227H42V226H40ZM90 227V226H89ZM10 228V227H9ZM80 228V227H79ZM42 229V228H41ZM75 229V228H74ZM84 229H85V227H84ZM193 229H194V227H193ZM14 230V229H13ZM77 230V229H76ZM145 230V229H144ZM11 231V230H10ZM24 231V230H23ZM41 232V231H40ZM82 232V231H81ZM38 233H39V231H38ZM91 233V232H90ZM80 234V233H79ZM93 234V233H92ZM8 235V234H7ZM80 235H82L83 236V234H80ZM80 235L78 236V234H77V236L75 237V239L77 240V241H81L82 242V245L85 243L84 242V240H82L81 239V237H80ZM127 235V234H126ZM14 236V235H13ZM17 236V235H16ZM75 236V235H74ZM73 236V237H74ZM153 236V235H152ZM151 236V237H152ZM20 237V236H19ZM23 237V236H22ZM142 237V236H141ZM147 237V236H146ZM70 236H67L64 240H70ZM83 238V237H82ZM21 239V238H20ZM59 239V238H58ZM57 239V240H58ZM73 238H71V240H72ZM138 239V238H137ZM22 240H24V238L22 239ZM140 240V239H139ZM21 241V240H20ZM25 242V241H24ZM28 242V241H27ZM68 242V241H67ZM78 242V243H79ZM84 242V243H83ZM141 242V241H140ZM78 243H76V244H78ZM22 244H23V242H22ZM73 244V243H72ZM10 245V244H9ZM56 245V244H55ZM59 245H60V243H59ZM79 245H81V244H79ZM86 245V244H85ZM61 246H63V245H61ZM80 248V247H79ZM121 248V247H120ZM63 251H66V250H64L63 249ZM86 251V250H85ZM83 252V251H82ZM56 253H58V252H56ZM60 253H62V250H61V252ZM86 253H88V252H86ZM48 254V253H47ZM50 254V253H49ZM48 254V255H49ZM52 254V253H51ZM67 254V253H66ZM42 255V254H41ZM121 255V254H120ZM51 256V255H50ZM67 256V255H66ZM65 256V257H66ZM224 256V255H223ZM52 257V256H51ZM123 257V256H122ZM219 257V256H218ZM220 257H222V256H220ZM251 257V256H250ZM253 257H255V256H253ZM43 259L45 258V257H42ZM41 258V259H42ZM68 258V257H67ZM208 258V257H207ZM206 258V259H207ZM216 258V257H215ZM225 258V257H224ZM40 259V260H41ZM56 259V258H55ZM212 259H214V258H212ZM211 258H210V260L212 261H210V260H208V261H210L211 263H218V264H220L222 261H223V259L222 258H220V260L218 259V260H212ZM222 259V260H221ZM235 259V258H234ZM38 260V259H37ZM45 260V259H44ZM48 260H49V258H48ZM57 260H59V259H57ZM63 260V259H62ZM115 260V259H114ZM236 260V259H235ZM61 261V260H60ZM60 261H57V262H60ZM227 261V260H226ZM38 262V261H37ZM41 262V261H40ZM45 262V261H44ZM43 262V263H44ZM223 262H225V260L223 261ZM222 262V263H223ZM228 262V261H227ZM42 263V262H41ZM42 263V264H43ZM46 263V262H45ZM62 263H63V261H62ZM109 263V262H108ZM116 263V262H115ZM118 263V262H117ZM51 264H52V262H51ZM111 264H114V263H111ZM210 264V263H209ZM233 264V263H232ZM234 264H241V262H239V260L237 261L236 260V262H234Z\"/></svg>",
	"mask_w": 264,
	"mask_h": 264
}]
</instances>
